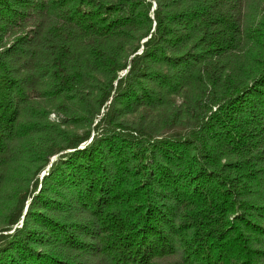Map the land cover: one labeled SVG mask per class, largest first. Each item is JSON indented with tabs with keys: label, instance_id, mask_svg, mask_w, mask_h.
<instances>
[{
	"label": "trees",
	"instance_id": "trees-1",
	"mask_svg": "<svg viewBox=\"0 0 264 264\" xmlns=\"http://www.w3.org/2000/svg\"><path fill=\"white\" fill-rule=\"evenodd\" d=\"M0 264H264V0H0Z\"/></svg>",
	"mask_w": 264,
	"mask_h": 264
}]
</instances>
